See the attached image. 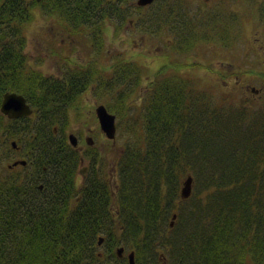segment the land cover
<instances>
[{
    "label": "trees",
    "instance_id": "trees-1",
    "mask_svg": "<svg viewBox=\"0 0 264 264\" xmlns=\"http://www.w3.org/2000/svg\"><path fill=\"white\" fill-rule=\"evenodd\" d=\"M126 2L0 0V102L6 90H15L36 108L30 118L6 119L0 111V135L16 138L18 151H34L27 155L39 161L31 166L36 172L29 183L16 172L0 179V264H85L86 256L100 264L117 258L114 223L133 250L134 264H264V106L218 104L197 85L202 78H168L158 71L142 98L140 130L116 152L118 172L112 177L95 146L82 151L69 143L67 122L52 127L68 107H45L61 102V90L46 85L24 52L37 12L55 15L72 35L73 27L87 26L100 37L106 19L121 24L133 14L134 2L131 9ZM186 3L154 0L139 6L154 13L138 18L136 26L154 34L172 25L178 49L202 42L232 45L233 21L219 24L201 11L183 9ZM229 66L228 73H238ZM120 70L113 76V102L105 104L114 115L126 114L138 85L137 77ZM81 157L88 170L79 179ZM37 174L45 183L41 190ZM187 175L192 190L178 206ZM97 247L105 248L102 257Z\"/></svg>",
    "mask_w": 264,
    "mask_h": 264
},
{
    "label": "rangeland",
    "instance_id": "rangeland-1",
    "mask_svg": "<svg viewBox=\"0 0 264 264\" xmlns=\"http://www.w3.org/2000/svg\"><path fill=\"white\" fill-rule=\"evenodd\" d=\"M133 2L135 1L127 0L126 5L131 9ZM231 4L232 0H212L209 5H203L199 0H188L185 4L187 7L183 9L190 7L193 12L201 10L210 12L219 9L232 13ZM152 13H154V8H141L139 12L133 11V14L121 24H118L115 19H106L104 24L100 25L101 36H94L95 43L90 42L89 31L92 34V27H73L75 34L72 35L56 17L39 12L26 32L28 62L46 75L62 76L67 69L73 74L76 68L82 73H87L89 63L84 60L89 57L91 50L94 52L93 62L90 61L91 72L95 79L100 74V79L91 85L94 89L85 98L82 94L76 97L68 110L60 115L59 122L68 123L66 132H73L77 136L78 146L82 151L87 149L85 138L91 139L92 145L102 152L107 163L105 169L111 177L113 173L118 172L115 170L118 168L115 162L116 152L123 151L131 143L135 136L133 134L140 130V121L145 111L142 98L148 90L147 82L158 71L162 73V77L168 78L174 75L202 79L209 77V81L213 82L204 83L202 79H199L197 85L205 86L206 91L210 92L218 104L225 102L239 105L245 101L249 107L264 106V60L262 56L264 35L262 32H255L258 40L256 37H251L254 34L251 30L237 35L232 45L202 42L190 49H174L173 44L176 43V38L173 30L166 28L151 34L146 30H139L136 26L138 18L145 19ZM237 26H240L239 22ZM190 44L191 40L185 35L184 46ZM185 63L190 66H185ZM134 65L139 66L142 73L136 74L132 68ZM229 65L239 67V75L228 73ZM122 68L126 69L124 73L132 74L133 79L137 77L138 85L131 93L126 114L115 113L117 125L115 138L107 140L99 129L94 108L97 104H112L111 92L113 95L116 93L113 87V76L122 71L120 70ZM250 70L252 72H249ZM252 86L260 89L261 92L253 96L250 91ZM12 139L8 138L6 133L0 135V179L16 172V169L7 170V165L12 162L13 158H16V155L35 153L34 151L26 153L22 149L16 152L10 147ZM87 170L88 162H80L78 171L86 173ZM179 198L178 206L183 201L182 199H187L180 197V189ZM103 220H108L110 223L105 216ZM113 225L120 239L116 245L124 246L127 253L129 247L126 238L121 236L116 223ZM102 249L103 247H97V250L102 251Z\"/></svg>",
    "mask_w": 264,
    "mask_h": 264
},
{
    "label": "flooded vegetation",
    "instance_id": "flooded-vegetation-1",
    "mask_svg": "<svg viewBox=\"0 0 264 264\" xmlns=\"http://www.w3.org/2000/svg\"><path fill=\"white\" fill-rule=\"evenodd\" d=\"M199 1H201L203 3V5H209L212 0H199ZM231 6H232V13H226V12L221 11L219 9L212 10L210 12H205V11H202L201 9L200 10L208 18H210V19L214 18V20L216 22H218L219 24H223L224 22L233 21V29L232 30L237 32L236 36H235L236 39H237V35H241L243 33V31L253 30L254 34L251 37H256L257 40H258V36L255 35V32H262L264 35V0H232ZM41 13H44V12L41 11ZM44 14H47V13H44ZM47 15L56 17L55 15H51V14H47ZM237 22H239L240 26L236 27ZM167 28L173 30L175 38L178 36L177 33L174 31V27L172 25H169ZM89 33L91 35L90 42L95 43L94 36L91 34L90 31H89ZM69 41L73 42L72 40H69ZM25 46L27 47V45H25ZM26 47L24 50L25 54H26ZM262 50H263L262 56H263V60H264V47H262ZM93 56H94V52L91 50L89 53V57L84 60V61H88V63H89V65L87 67V69H88L87 73H82L78 68H76L75 73L72 74L67 69L62 76L43 74L46 77V85L57 86L61 90V97H62L61 102L55 103V104L51 103L49 105H46L45 107H70L77 96L82 94L83 97L85 98V96L88 93L92 92L94 87H92L91 85L93 83H95V81H98L100 79V74L98 76L99 79H97V78L95 79V77L92 75V72H91L92 67H91L90 61L93 62ZM237 71H238L237 75H239V67H237ZM66 76H68V80H64V77H66ZM72 76H75L77 78V80L74 79ZM250 91L252 93L253 92L254 93L261 92L260 89H256V88H255V91H252L251 89H250ZM31 106H32V109H34L33 108L34 106L32 104H31ZM94 114H95V108H94ZM25 116H29V115H25ZM21 117H24V116H20L19 118H21ZM59 117L60 116L56 117L57 121L55 123H53V125H52L54 127V129L66 125V123L61 124L59 122ZM88 139H89L88 137L85 138L86 141ZM21 160H24L25 162L23 164H21V162H20ZM38 162L39 161L35 155L34 156L16 155V158H13L12 162L10 163V164H12V166H9V164H8L7 167L9 169V171L16 169L17 176L21 180L25 181L26 183H29L31 181L32 174H34L36 172V170L34 168H32L31 166L33 165V163H38ZM18 167H20V168H18ZM22 172H23V174H22ZM80 173L82 174V176H84V174H85L82 171H80ZM35 181H36L37 188L39 190H41L43 183L40 181V176L38 174H37ZM105 234L106 233H103L104 238H105ZM118 240H120V239L118 238ZM100 243H98V244H100ZM116 247H117V245L115 244V249H116ZM104 250H105V248L103 247L102 251H100V250L97 251L99 257L103 256L102 253ZM132 251L133 250L130 249L126 253L124 248H123V251L120 254H118V253L116 254L117 258H111L108 261H110L111 263H115V264L116 263L117 264H123V263H121V261L124 259H126L128 261L129 260V253ZM89 261H92V260H90V258H88L86 256L85 264H91ZM108 261L103 262V264H111ZM96 264H99V263H96Z\"/></svg>",
    "mask_w": 264,
    "mask_h": 264
},
{
    "label": "water",
    "instance_id": "water-1",
    "mask_svg": "<svg viewBox=\"0 0 264 264\" xmlns=\"http://www.w3.org/2000/svg\"><path fill=\"white\" fill-rule=\"evenodd\" d=\"M152 1L153 0H136L137 4L140 6L146 5ZM251 90L255 91V88L252 87ZM0 109L8 117H16L22 114H29L32 111V108L27 103L25 97L22 94L13 91L5 92L3 94ZM96 114L98 116L101 130L105 133V135L108 138L113 139L116 131L115 115L109 113L106 110L105 106L102 104H99L96 107ZM68 138L72 145L77 144V139L75 135L70 133L68 135ZM13 144L14 142H12V145ZM191 189H192V176L187 175L186 178L183 180L182 186L180 187V197L187 198L191 193ZM175 218H176V214L173 213L169 221V226L173 225ZM101 240L102 238L100 237L98 243H100ZM122 250H123L122 246L118 247L117 253L120 254ZM128 264H134L133 252L129 253Z\"/></svg>",
    "mask_w": 264,
    "mask_h": 264
},
{
    "label": "bare ground",
    "instance_id": "bare-ground-1",
    "mask_svg": "<svg viewBox=\"0 0 264 264\" xmlns=\"http://www.w3.org/2000/svg\"><path fill=\"white\" fill-rule=\"evenodd\" d=\"M134 6H135V7H133V11H135V12H139L140 9H138V7H139L140 5H138L136 1L134 2ZM136 7H137V8H136ZM109 18H110V17H109ZM64 80H68V76L64 77ZM9 91H11V90H6L5 92H9ZM45 179H50V177H49V176H46ZM44 185H45V183L42 185V188H41V189L44 188ZM27 188H28V185H27Z\"/></svg>",
    "mask_w": 264,
    "mask_h": 264
}]
</instances>
